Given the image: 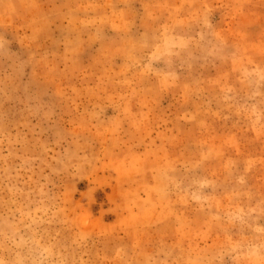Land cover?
Instances as JSON below:
<instances>
[{"label": "rangeland", "instance_id": "1", "mask_svg": "<svg viewBox=\"0 0 264 264\" xmlns=\"http://www.w3.org/2000/svg\"><path fill=\"white\" fill-rule=\"evenodd\" d=\"M0 264H264V0H0Z\"/></svg>", "mask_w": 264, "mask_h": 264}]
</instances>
